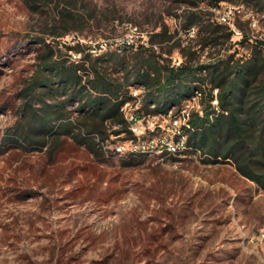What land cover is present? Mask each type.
I'll return each instance as SVG.
<instances>
[{
	"label": "rangeland",
	"instance_id": "obj_1",
	"mask_svg": "<svg viewBox=\"0 0 264 264\" xmlns=\"http://www.w3.org/2000/svg\"><path fill=\"white\" fill-rule=\"evenodd\" d=\"M225 4L247 12L235 18L239 34L226 24L230 40L227 31L213 36L202 25L192 35L183 29L190 11H201L204 24L218 22L208 1L0 0V264H264V190L230 161L207 164L192 148H165L188 125L179 110L191 116L201 112V102L153 115L144 107L145 87L131 86L137 99L122 110L129 129H141V138L151 141L147 152H131L135 133L116 134L111 122L103 143L98 133L80 143L84 116L77 100L52 122L72 123V131L64 126L30 151L9 139L25 102L42 106L40 91L25 97L23 90L44 42L78 62L87 51L94 57L118 52L138 27L134 46L120 54L129 62L142 46L174 66L187 58L199 64L229 54L246 58L253 44L264 42V1L222 2L219 9ZM164 25L169 41L155 37ZM56 100L47 102L64 96Z\"/></svg>",
	"mask_w": 264,
	"mask_h": 264
},
{
	"label": "trees",
	"instance_id": "obj_2",
	"mask_svg": "<svg viewBox=\"0 0 264 264\" xmlns=\"http://www.w3.org/2000/svg\"><path fill=\"white\" fill-rule=\"evenodd\" d=\"M202 1L219 9L222 2L260 4L264 0ZM203 22L201 11H190L181 25L185 31L202 25L213 36L227 31V40L232 38L226 24ZM166 29L164 25L163 32L155 37L161 35L163 41L171 40L173 36L168 35ZM219 38L216 36L214 41L220 43ZM43 45L38 69L23 90L25 97H33L40 91L42 106L36 109L31 102H25L15 136H9L12 142L20 146L19 141L23 142L30 151L35 143L47 145L51 137L61 134L64 126H71L72 131V123L58 126L52 122L63 116V106L75 100L84 116L77 136L80 143H85L95 133L104 142L109 136L107 122L118 125L116 134L123 129L132 135L122 110L128 102L137 99L131 86L145 87L144 107L153 115H167L172 107L182 105L196 91H201V112L191 114L176 142L184 138L185 148L202 153L204 163L232 162L243 177L264 190V42L253 44L246 58L229 54L205 64L187 58L179 66L167 63L153 48L143 46L134 54L132 62L120 58L129 48L102 52L95 57L87 51L83 59L76 62L70 56L64 57L53 44L44 42ZM108 63L115 69L110 70ZM118 68L121 74H117ZM215 90H218L217 95ZM62 96L61 103L47 102L49 98L57 101V97ZM216 98L218 105L213 104ZM151 105L155 107L150 108ZM97 144L94 141L93 147Z\"/></svg>",
	"mask_w": 264,
	"mask_h": 264
},
{
	"label": "built area",
	"instance_id": "obj_3",
	"mask_svg": "<svg viewBox=\"0 0 264 264\" xmlns=\"http://www.w3.org/2000/svg\"><path fill=\"white\" fill-rule=\"evenodd\" d=\"M216 15H217V20L218 22L222 23V24H227L231 27L232 31L235 32L236 34H239L238 30L235 29V18L237 17H242L244 15H246V8L244 5H233V4H225L223 6L222 9H215ZM254 26H256V22L254 23ZM191 35L196 33L195 27L191 28L188 31ZM139 35V29L138 27H132L130 29V40H125L123 42V44L120 46V50H123L124 48H131L134 46L135 41L133 40V38L135 36ZM181 63H176L177 66H179ZM214 94L217 95L218 94V90L214 91ZM203 98V92L201 91H196L195 94L189 98L188 100H186L185 102L188 103H192V102H201ZM214 105H218V100L217 98L214 99L213 101ZM179 112L181 114H183L184 118L186 119L187 117H190V114L188 113L187 109H181L179 110ZM172 119L174 120V122L176 124L179 123V120L175 117H172ZM131 131H133L135 133V137L129 141L128 146L130 147L129 150L131 152H147L150 149L151 146V141L148 140H144L143 138H141V135L143 134L141 129L138 128H130ZM178 132L180 133V130H178ZM133 133V134H134ZM103 143V142H102ZM166 146L165 148L167 149V151L171 152V153H175V152H179L181 150L182 147L184 146V140H180L178 142L175 141H171V142H167L165 141L164 143ZM123 149H125V147L123 146H118L116 147V150L118 152H122Z\"/></svg>",
	"mask_w": 264,
	"mask_h": 264
}]
</instances>
